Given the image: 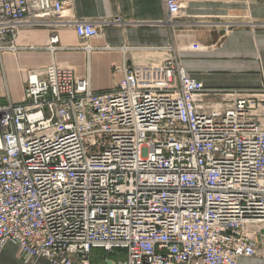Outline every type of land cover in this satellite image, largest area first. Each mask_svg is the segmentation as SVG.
<instances>
[{
  "label": "built area",
  "instance_id": "built-area-1",
  "mask_svg": "<svg viewBox=\"0 0 264 264\" xmlns=\"http://www.w3.org/2000/svg\"><path fill=\"white\" fill-rule=\"evenodd\" d=\"M65 3L0 0V53ZM162 3L172 35L192 24L184 0ZM123 22L72 24L87 41ZM173 42L157 62L114 64L105 92L71 66L22 69L20 102L0 104V252L13 242L26 264H92L95 248L125 254L99 264L264 258V79L205 87ZM46 48L60 49L58 33Z\"/></svg>",
  "mask_w": 264,
  "mask_h": 264
},
{
  "label": "crops",
  "instance_id": "crops-1",
  "mask_svg": "<svg viewBox=\"0 0 264 264\" xmlns=\"http://www.w3.org/2000/svg\"><path fill=\"white\" fill-rule=\"evenodd\" d=\"M60 1L66 3L61 12L47 17L48 25H24L15 40L17 49L1 52L0 104L20 102L19 69L42 68L51 62L71 66L76 74L90 76L94 90L105 92L120 76L113 70L114 64L157 62L171 53L164 48L173 41L184 69L205 87H257L264 79V26L260 25L264 0H184L187 16L182 19L192 24L179 27L174 35L164 24L162 0ZM117 17L124 22L103 26L98 36L87 41L77 37L72 24L75 19ZM235 22L238 24L227 26ZM55 32L60 49L53 53L46 47ZM2 42L8 43V39ZM102 251L93 249L91 257H105ZM114 252L119 259L125 258L124 251ZM0 264L26 263L17 257L16 245L8 242L0 252ZM30 264L50 263L38 257ZM236 264H264V258L240 256Z\"/></svg>",
  "mask_w": 264,
  "mask_h": 264
},
{
  "label": "rangeland",
  "instance_id": "rangeland-1",
  "mask_svg": "<svg viewBox=\"0 0 264 264\" xmlns=\"http://www.w3.org/2000/svg\"><path fill=\"white\" fill-rule=\"evenodd\" d=\"M251 20V19H250ZM252 25H254V24H252ZM57 50H59V49H56L55 51H57ZM55 51H53V53L55 52ZM1 54V53H0ZM54 63H56V62H54ZM58 64V63H57ZM25 69H28V68H25ZM24 70V69H23ZM22 69H19V73H20V75H21V73H22V71H23ZM2 74H3V72H2ZM4 76V75H3ZM116 252H118L119 250H115ZM114 252V251H113ZM113 252H110V253H108V252H106V251H102V253H103V256H110L112 259V261H117L120 257L117 255V254H113ZM116 252H114V253H116ZM90 257H91V255H90ZM105 257H102V255H98V257H92L93 258V260H94V264H99V262L101 261V260H103V261H109L108 259H105Z\"/></svg>",
  "mask_w": 264,
  "mask_h": 264
},
{
  "label": "trees",
  "instance_id": "trees-1",
  "mask_svg": "<svg viewBox=\"0 0 264 264\" xmlns=\"http://www.w3.org/2000/svg\"><path fill=\"white\" fill-rule=\"evenodd\" d=\"M91 262H92V264H94L93 262H94V260H93V258L91 257Z\"/></svg>",
  "mask_w": 264,
  "mask_h": 264
}]
</instances>
